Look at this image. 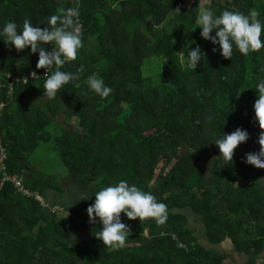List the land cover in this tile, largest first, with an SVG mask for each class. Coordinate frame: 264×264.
<instances>
[{
	"label": "trees",
	"instance_id": "trees-1",
	"mask_svg": "<svg viewBox=\"0 0 264 264\" xmlns=\"http://www.w3.org/2000/svg\"><path fill=\"white\" fill-rule=\"evenodd\" d=\"M60 6L74 5L0 0V32L24 19L46 27ZM201 8L215 15L256 9L264 23V0H79L84 46L60 70H84L47 105L39 103L46 70L36 69L38 53L18 52L0 36V264H224L226 255L205 248L186 215L172 212L185 209L200 216L211 245L229 241L244 264L264 255V169L244 160L259 151L253 105L264 80V48L244 56L234 47L231 60L224 59L219 45L200 36ZM197 46L204 58L193 72L176 53ZM33 71L41 78L10 86L11 75ZM92 75L113 89L108 97L90 90ZM72 117L77 130L65 128ZM237 128L249 139L227 162L214 142ZM40 148L89 192L77 208L54 200L61 211L53 213L36 200L50 202L48 191L63 194L59 175L30 163ZM120 180L165 203L168 219L157 225L121 213L130 235L125 247L112 250L95 238L102 225L90 224L86 209L102 186Z\"/></svg>",
	"mask_w": 264,
	"mask_h": 264
},
{
	"label": "clouds",
	"instance_id": "clouds-1",
	"mask_svg": "<svg viewBox=\"0 0 264 264\" xmlns=\"http://www.w3.org/2000/svg\"><path fill=\"white\" fill-rule=\"evenodd\" d=\"M73 3V7H58L56 13L47 18L46 27L33 26L29 19H24L19 28L15 22H6L0 32V36L4 37L3 42L16 51L30 48L32 53H38L36 69L46 70L42 88L48 99L56 98L57 93L70 81L79 79L78 74L84 70L83 65L76 73L60 70L66 63L75 61L79 50L84 46L79 25V0H73ZM179 11V8L175 10L177 13ZM259 15L256 9H251L248 14L224 10L215 15L212 10L201 8L196 23L201 29L200 36L211 41L213 45H219L221 56L231 60L234 47L244 56L264 48V40L261 39L264 23L258 18ZM213 32L214 36L211 35ZM176 54L193 72L202 57L204 58L198 46L187 51L186 56L184 51ZM49 69L53 71L49 73ZM30 76L33 79L41 78L35 71L31 72ZM24 82L27 83V79ZM87 84L90 90L101 98H106L113 92L102 78L95 75L87 78ZM256 93L258 98L253 105V119L260 129L257 140L259 151L246 154L244 160L256 169H264V80L256 85ZM248 139V132L237 128L230 134H222L214 143L219 149V157L232 162L235 149ZM94 197V203L86 209L89 223L95 224L98 221L102 225V230L96 231L95 238L112 250L125 247L130 235V226L121 222V213L129 221L138 219L142 222L152 219L157 225L166 224L168 219V208L165 203L158 202L151 193L141 190L134 184L129 185L125 180H120L114 185L102 186ZM67 215L68 212L66 217Z\"/></svg>",
	"mask_w": 264,
	"mask_h": 264
},
{
	"label": "rangeland",
	"instance_id": "rangeland-1",
	"mask_svg": "<svg viewBox=\"0 0 264 264\" xmlns=\"http://www.w3.org/2000/svg\"><path fill=\"white\" fill-rule=\"evenodd\" d=\"M48 102L49 100L45 96V94L44 93L41 94L39 97V103L43 105H47ZM59 105H62V104H59ZM64 116L65 114L62 113L61 109H59L56 114L57 124L63 126ZM65 128L67 130H77L78 121L76 120V117H72L71 122L68 125H66ZM29 161L32 165H34V167L36 166V169L39 168V170L41 169L47 170L49 172L48 173L49 175H51V172H52L60 176V178L58 179V182L56 180V184L57 185L59 184V186L63 188V194H57L56 192L48 191L46 198L50 201L48 202L49 205H52L51 203L54 200H57V202H61V204L65 203V205H73L74 207L77 208L80 205V197L84 195L85 193L89 195V192L81 191L80 187L77 186L73 180H70V178L66 177L67 176L66 170L60 167L61 165H59L58 160L53 156V154L49 155L47 153L46 148H40L36 153H34V155H31L29 157ZM172 212H176V213L180 212L186 215L187 227L191 230H197L195 234L200 240V243H202L203 246L207 247L208 249L212 251L226 254V256H228L227 264H230V263L232 264L234 260H239L236 262V264L237 263L244 264L246 262L247 260L246 257H244L243 255L237 254L234 251L229 241H224L219 246L211 245L206 236V231L204 229L200 216L196 215L195 213H192V211H190L189 209L173 210ZM263 261H264V255H261L256 260V264H264Z\"/></svg>",
	"mask_w": 264,
	"mask_h": 264
},
{
	"label": "built area",
	"instance_id": "built-area-1",
	"mask_svg": "<svg viewBox=\"0 0 264 264\" xmlns=\"http://www.w3.org/2000/svg\"><path fill=\"white\" fill-rule=\"evenodd\" d=\"M79 25H80V27H81V24H79ZM81 29H82V27H81ZM45 72H46V71H45ZM45 72L42 73L41 75H45ZM36 74H37V76H40L38 73H36ZM9 78L11 79V84H10V86H12V84H13V83H16V82H21V81H22L23 83H25V82H24L25 79H27V83H28V82H29V79H33V78L30 76V74H26V75H18V76L11 75ZM3 106H4L3 104H0V112H1L2 109H3ZM5 159H6L5 154H2L1 162H3V160H5ZM2 170H5V167H4V166L2 167ZM8 180H11V181H13V182H16V179H15V178H13V179H8ZM16 185H17V187H18L22 192L25 193V195L30 196V193L25 192V191L23 190V188L21 187V183H20V182H16ZM36 200H37V201H40V202L42 203L43 206H45L47 209H49V211H51V212H53V213H55L56 211H61V208H60L59 205H49L48 203H46V200H45L44 198L40 197L39 195H36Z\"/></svg>",
	"mask_w": 264,
	"mask_h": 264
},
{
	"label": "crops",
	"instance_id": "crops-1",
	"mask_svg": "<svg viewBox=\"0 0 264 264\" xmlns=\"http://www.w3.org/2000/svg\"><path fill=\"white\" fill-rule=\"evenodd\" d=\"M59 2H61L63 5H66V3L68 2H72V4L74 5L73 3V0H58ZM219 246V245H218ZM205 247V246H204ZM206 248V247H205ZM218 253V252H217ZM221 254V253H219ZM226 255V254H225ZM228 258V256H226ZM239 261V260H234V262L232 264H236V262ZM228 260L226 259V261L224 262V264H227ZM264 262V261H263ZM231 264V263H230ZM237 264H240V263H237Z\"/></svg>",
	"mask_w": 264,
	"mask_h": 264
},
{
	"label": "water",
	"instance_id": "water-1",
	"mask_svg": "<svg viewBox=\"0 0 264 264\" xmlns=\"http://www.w3.org/2000/svg\"><path fill=\"white\" fill-rule=\"evenodd\" d=\"M211 251H212V250H211ZM213 252L217 253L216 251H213Z\"/></svg>",
	"mask_w": 264,
	"mask_h": 264
}]
</instances>
